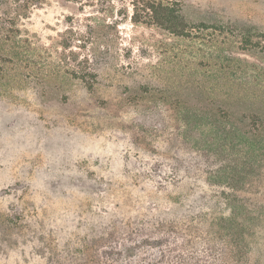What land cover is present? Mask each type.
Wrapping results in <instances>:
<instances>
[{"label": "rangeland", "instance_id": "obj_1", "mask_svg": "<svg viewBox=\"0 0 264 264\" xmlns=\"http://www.w3.org/2000/svg\"><path fill=\"white\" fill-rule=\"evenodd\" d=\"M252 114L264 0H0V264H152L125 224L222 210L226 178L264 214Z\"/></svg>", "mask_w": 264, "mask_h": 264}, {"label": "trees", "instance_id": "obj_2", "mask_svg": "<svg viewBox=\"0 0 264 264\" xmlns=\"http://www.w3.org/2000/svg\"><path fill=\"white\" fill-rule=\"evenodd\" d=\"M172 18L177 20V16ZM168 19H164L167 27L179 28L180 25H172ZM248 119L247 129L238 130L239 142L246 146L247 151L264 152V121L254 114ZM218 177L219 171L214 172L211 181L217 184L209 182L208 185L220 186ZM226 179L228 181L223 188L229 192L225 194L222 210L216 211V204L206 206L204 200H200L198 210L181 220L144 218L143 221L132 222L133 226L127 222L126 244L129 245L124 246L127 257H137L151 247L157 252L152 264H248L251 248L261 242L264 244V214L258 211L261 207L255 205L251 208L237 199L235 186L229 178ZM193 190L189 186L179 193L171 200L172 205H178L181 198L189 199L194 195ZM155 207V210H161Z\"/></svg>", "mask_w": 264, "mask_h": 264}]
</instances>
